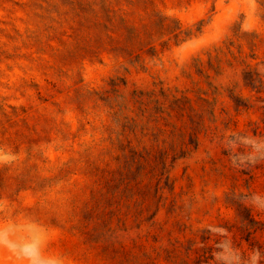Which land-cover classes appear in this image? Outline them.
<instances>
[{
  "label": "rangeland",
  "instance_id": "1",
  "mask_svg": "<svg viewBox=\"0 0 264 264\" xmlns=\"http://www.w3.org/2000/svg\"><path fill=\"white\" fill-rule=\"evenodd\" d=\"M0 264H264V0H0Z\"/></svg>",
  "mask_w": 264,
  "mask_h": 264
}]
</instances>
